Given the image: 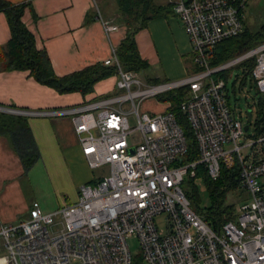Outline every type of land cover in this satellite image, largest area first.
I'll use <instances>...</instances> for the list:
<instances>
[{"label":"built area","instance_id":"1","mask_svg":"<svg viewBox=\"0 0 264 264\" xmlns=\"http://www.w3.org/2000/svg\"><path fill=\"white\" fill-rule=\"evenodd\" d=\"M168 1L190 47L195 69L189 73L142 79L120 67L112 47L102 60L116 65L111 92L38 111L0 105L9 113L68 116L87 166L106 167L93 181L78 184L75 201L51 211L34 201L25 218L0 222V264H131L127 236L136 238L141 264H264V110L253 136L244 135L218 75L252 59L249 75L264 101V39L209 66L213 45L241 30L249 0ZM95 9L108 35L117 23ZM180 86L186 93L177 107L197 147V157L186 162L181 161L186 138L168 109L170 100L159 112L139 109L144 98L158 99ZM198 163L211 178L218 176L220 165L236 163L238 186L247 195L234 220L217 232L190 207L182 190L184 176L193 177ZM158 217H163V230L156 226Z\"/></svg>","mask_w":264,"mask_h":264},{"label":"crops","instance_id":"2","mask_svg":"<svg viewBox=\"0 0 264 264\" xmlns=\"http://www.w3.org/2000/svg\"><path fill=\"white\" fill-rule=\"evenodd\" d=\"M8 1L28 3L21 20L33 33L36 47L45 50L54 73L58 75L102 61L125 33V26L115 21L114 0ZM168 2L164 0L163 3ZM95 6L102 17L117 23L116 29L108 35L94 16ZM164 18L159 16L149 20L134 34L140 56L148 63L161 61L166 69L162 76L156 74L147 78L176 79L194 68L187 37L177 16L168 18L175 34L173 44L167 48L159 40L157 29ZM8 37V24L0 11V45H4ZM167 55L170 58H166ZM112 76L96 81L92 92L82 95L77 91L58 93L34 80L27 70L0 68V105L38 111L75 104L114 90L115 78ZM26 116L38 152L27 170L24 171L8 134L0 133V222L4 223L25 218L34 201L43 211L75 201L78 184L94 177L68 116L34 113Z\"/></svg>","mask_w":264,"mask_h":264},{"label":"trees","instance_id":"3","mask_svg":"<svg viewBox=\"0 0 264 264\" xmlns=\"http://www.w3.org/2000/svg\"><path fill=\"white\" fill-rule=\"evenodd\" d=\"M114 1L117 12L115 21L125 26L124 36L115 47L117 61L122 69L136 73L141 72L148 67L149 63L140 56L134 34L140 28L145 27L149 20L165 16L170 11V3L157 2L156 0ZM27 4V2L14 3L8 0H0V11L4 13L9 28V37L6 43L0 45L1 69L27 70L34 80L53 88L58 93L77 91L82 95L92 92L96 81L115 73L116 65L114 63L104 64L102 61H95L64 74L54 73L45 50L36 47L33 33L21 20L23 9ZM262 13L263 19L257 27H249L242 21V28L239 32L217 41L209 54V66L218 65L262 41L264 39V8ZM251 60L248 58L237 63L242 66L243 75L249 74ZM226 69L224 68L218 72V75L223 77L224 80L227 73ZM146 80L157 81L158 79L146 78ZM185 93L186 86H180L158 95L160 100H170L168 109L174 114L185 135L187 147L181 157L182 162L197 157L195 140L185 118L177 107L178 100ZM103 94H96L89 99ZM260 105H264L263 99L260 101L257 111ZM258 121L259 118H256L255 130ZM3 132L8 134L12 147L18 153L24 171L27 170L38 156L27 124V116L0 111V133ZM194 177L201 178L208 196L209 203L203 209H199L197 206V189L192 181ZM93 180L94 178L87 182ZM181 186L190 207L212 230L217 232L225 222L234 220L237 207L234 203L226 202V197L230 192L240 189L236 163L229 167L220 165L219 174L215 178L209 177L204 166L198 163L194 166V176H187L185 184L182 181ZM131 264H141L139 255L132 256Z\"/></svg>","mask_w":264,"mask_h":264},{"label":"rangeland","instance_id":"4","mask_svg":"<svg viewBox=\"0 0 264 264\" xmlns=\"http://www.w3.org/2000/svg\"><path fill=\"white\" fill-rule=\"evenodd\" d=\"M156 1L164 2V0H156ZM98 4L100 6L99 1ZM263 8H264V0H249L248 5L244 10L243 21L249 27H257L263 19V13H262ZM95 10L96 9L94 8V11ZM169 17H175L171 11H168L166 13L164 20L162 19L160 21L161 25L159 24L160 27L158 26L157 29L159 40L163 42L167 48H169L170 45L173 44L175 39L174 31L168 20ZM166 58H170V57H168L167 55ZM165 70L166 69L163 67V63H161V61H154V62H150L149 66L145 70L138 72L137 74L142 79H146L147 77L154 76L156 74L162 76ZM226 72L227 73L225 74L226 78H225V86L223 88V92L226 96L227 104L230 110L232 111V113L241 120L242 124L246 122V109L248 108L250 109V120L248 122L247 129L244 131V135H247V137H252L253 134L255 133V120L256 118H260L264 110V105L262 106L260 105L257 111V107L260 101H262V97L259 91L255 87L253 78L249 74L243 75L241 65L239 64L231 65L227 67ZM165 105L166 103L164 100H160L155 97H148V98H144L141 101L139 105V109L141 111H147V112H159L164 109ZM134 123L135 121L133 120V117L129 115L130 127H132ZM132 134H134L135 136L137 134V130H133ZM91 170H92V175L96 177V175L106 171V167H97ZM186 178L187 176L185 175L183 180L184 184L186 182ZM192 181L197 189V195H198L197 206L199 209H203L209 203L204 185L200 177H194ZM246 200H247V195L242 189H236L230 192L226 197V202L234 203L236 207ZM155 223L158 230L164 229L163 217L156 218ZM126 243L131 255L133 257L136 256L138 253V242L136 238L133 236H127ZM2 254H4L3 249L0 250V255Z\"/></svg>","mask_w":264,"mask_h":264},{"label":"water","instance_id":"5","mask_svg":"<svg viewBox=\"0 0 264 264\" xmlns=\"http://www.w3.org/2000/svg\"><path fill=\"white\" fill-rule=\"evenodd\" d=\"M249 120H250V109L248 108V109H246V122L242 125V128H243L244 131H245V130L247 129V127H248V122H249ZM132 150H133V146H129V147L127 148V151H128V152H132Z\"/></svg>","mask_w":264,"mask_h":264}]
</instances>
